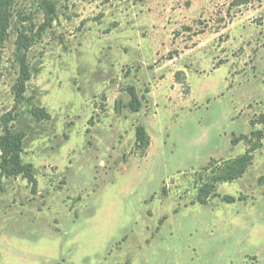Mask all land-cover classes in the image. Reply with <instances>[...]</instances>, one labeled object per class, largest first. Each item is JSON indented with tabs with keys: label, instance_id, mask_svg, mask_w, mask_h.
Wrapping results in <instances>:
<instances>
[{
	"label": "rangeland",
	"instance_id": "1",
	"mask_svg": "<svg viewBox=\"0 0 264 264\" xmlns=\"http://www.w3.org/2000/svg\"><path fill=\"white\" fill-rule=\"evenodd\" d=\"M232 1L0 0V145L24 133L26 167L0 169V264H264V0Z\"/></svg>",
	"mask_w": 264,
	"mask_h": 264
},
{
	"label": "trees",
	"instance_id": "2",
	"mask_svg": "<svg viewBox=\"0 0 264 264\" xmlns=\"http://www.w3.org/2000/svg\"><path fill=\"white\" fill-rule=\"evenodd\" d=\"M254 1L255 0H233L232 5L242 7L249 5ZM29 79L28 68L24 65L22 76L18 82L19 92L16 96L17 100H19L18 98H21L20 96H22V94L25 92L26 83L29 81ZM129 93L131 96V101L127 107L132 112H139L141 110L142 103L136 92V89L134 87H130ZM116 109L120 111V106L118 105ZM34 114L37 117L40 116L39 112H34ZM251 125L253 127L254 123L251 122ZM136 136L137 147L141 148V150L147 149L150 146V138L144 126H138ZM253 138H256L257 141L253 142ZM24 139L25 135L22 132L11 133L6 138V141L3 143V145H0V169L4 176H18L24 174L26 167L21 161ZM262 139L263 133L256 131L251 132V137L248 135L234 137L232 140V144L234 146L238 145L241 141L247 140L250 142V147L243 155L237 157L236 159L225 162V164L217 167L216 169L212 167V163H210L209 166L204 169L206 172H209L210 175L199 188L197 202L201 205H207L211 198L218 196L216 189L219 183H231L242 178L254 162V153L262 147ZM240 200L244 199L240 198ZM223 201L228 204H233L237 201V199L232 196H224Z\"/></svg>",
	"mask_w": 264,
	"mask_h": 264
}]
</instances>
